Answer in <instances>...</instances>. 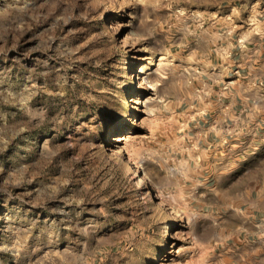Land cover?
Listing matches in <instances>:
<instances>
[{"label":"rangeland","instance_id":"rangeland-1","mask_svg":"<svg viewBox=\"0 0 264 264\" xmlns=\"http://www.w3.org/2000/svg\"><path fill=\"white\" fill-rule=\"evenodd\" d=\"M259 23L264 0H0V264H229L172 104Z\"/></svg>","mask_w":264,"mask_h":264},{"label":"crops","instance_id":"crops-1","mask_svg":"<svg viewBox=\"0 0 264 264\" xmlns=\"http://www.w3.org/2000/svg\"><path fill=\"white\" fill-rule=\"evenodd\" d=\"M214 59L203 60L194 88L171 103L185 130L182 158L200 169L210 159L199 187L219 210L201 201L199 215L229 222V264H264V23Z\"/></svg>","mask_w":264,"mask_h":264},{"label":"bare ground","instance_id":"bare-ground-1","mask_svg":"<svg viewBox=\"0 0 264 264\" xmlns=\"http://www.w3.org/2000/svg\"><path fill=\"white\" fill-rule=\"evenodd\" d=\"M148 63H149V64H152V63H153L152 59H151V61L149 60ZM128 176H129L130 178H132V177L134 176V170H133V169H130V170L128 171ZM134 177H135V176H134ZM134 177H133V178H134ZM136 179H137V181H140L139 178H138V176L136 177ZM137 181L134 183V186H135V188L140 189L142 185L140 186V184L137 183Z\"/></svg>","mask_w":264,"mask_h":264},{"label":"built area","instance_id":"built-area-1","mask_svg":"<svg viewBox=\"0 0 264 264\" xmlns=\"http://www.w3.org/2000/svg\"><path fill=\"white\" fill-rule=\"evenodd\" d=\"M258 223L264 225V217L259 218L258 219Z\"/></svg>","mask_w":264,"mask_h":264}]
</instances>
